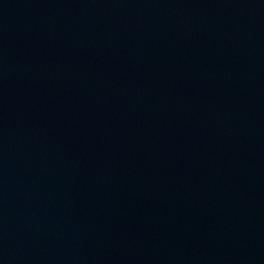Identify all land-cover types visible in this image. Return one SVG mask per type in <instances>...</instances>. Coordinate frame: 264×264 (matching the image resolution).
I'll return each mask as SVG.
<instances>
[{"label":"water","instance_id":"95a60500","mask_svg":"<svg viewBox=\"0 0 264 264\" xmlns=\"http://www.w3.org/2000/svg\"><path fill=\"white\" fill-rule=\"evenodd\" d=\"M0 264H264V0H0Z\"/></svg>","mask_w":264,"mask_h":264}]
</instances>
